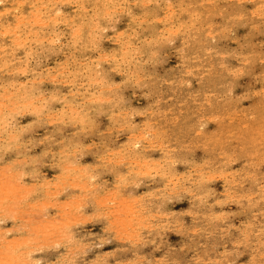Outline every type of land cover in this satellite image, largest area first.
Listing matches in <instances>:
<instances>
[{
  "label": "rangeland",
  "instance_id": "374dc122",
  "mask_svg": "<svg viewBox=\"0 0 264 264\" xmlns=\"http://www.w3.org/2000/svg\"><path fill=\"white\" fill-rule=\"evenodd\" d=\"M201 1H203V3ZM49 3L50 0H0V48L1 46L4 48L0 49V103H3V106L0 105V119L3 118L0 120V158L2 160H0V210L2 211H0V224H2L0 225V238L3 241H0V248L2 249V251L0 249V253H2L0 254L2 257H0L2 259L0 264H4V259L6 260L5 264H264V189H262L264 188V0H51V3ZM13 5L15 7H13ZM199 5L203 6L201 7ZM214 5L215 8L212 7ZM157 11L158 13H156ZM34 12H36L37 15ZM170 12L172 13L171 15ZM198 13L200 14L199 16ZM54 14L58 15L55 17ZM39 16L41 18H39ZM47 18L49 19L47 20ZM45 20L46 22L44 23ZM33 21H36L39 25ZM146 24L147 26H145ZM183 24L190 26L188 27ZM6 27L10 30H8V32H11V34L7 32ZM4 29L6 31H4ZM53 33L56 35H53ZM183 34L184 36L182 37ZM40 36L45 38L42 39ZM205 36H208L207 39ZM80 40L82 42H79ZM166 44H168V46ZM135 52L137 55H134ZM129 54L133 58L129 57ZM150 56H152V60ZM13 59L16 61L14 62ZM99 65L101 66L99 67ZM87 68H89V70ZM225 68L228 72H226ZM233 69L236 70L234 71ZM68 71H70V74ZM94 71L96 75H94ZM98 75L102 76L104 80ZM56 78L58 80H56ZM91 78L93 79L91 80ZM95 78L97 79L95 80ZM36 82L40 83L37 84ZM108 83L109 85H107ZM31 84L33 87H29ZM34 86H39V88L36 87L35 89ZM23 89H25V91ZM115 90H117V92ZM25 92H27V94ZM56 92L58 93L56 94ZM114 92L117 94L114 95ZM11 93H13L12 96ZM77 93L78 95H76ZM100 98L101 100H99ZM118 98L120 99L118 100ZM202 98L204 99L202 100ZM85 99L88 101H85ZM63 101L67 103L64 104ZM113 101L114 103H112ZM88 105L90 106L89 109ZM8 108H11V110ZM18 108L20 112H18ZM62 112L65 114H62ZM16 114H18V116ZM94 115H96V118ZM60 116H62L61 119H59ZM129 116H131V118ZM216 116L218 118H216ZM243 117L247 120L244 121L245 119H243ZM221 118H223V120ZM45 119L47 120L45 121ZM130 120L132 122H130ZM148 122L150 124H148ZM121 123L122 125H120ZM91 125L92 127H90ZM19 133H21V135H19ZM211 134L214 135L212 136ZM156 136L158 139H156ZM15 137H17V139H14ZM4 144L8 146L6 147ZM127 145L129 146L127 147ZM12 147L14 148L12 149ZM25 149L26 151H24ZM164 152L166 156H170L166 158ZM89 153L91 154L88 155ZM66 154L68 157H66ZM150 154L151 156H149ZM137 158L139 160H137ZM242 158L244 159L242 160ZM234 159L237 162H235ZM32 160L34 162H32ZM65 161L72 162L70 165L69 162H67V165ZM149 161H152V163ZM204 161L207 163H204ZM154 162L155 164H153ZM20 165L23 167H20ZM69 166H72V168ZM152 167H155L154 170ZM86 168L89 169L87 170ZM171 168L175 169L171 170ZM220 170H222V172H220ZM172 171H174V173ZM33 172L37 173L34 175ZM81 173L83 174L81 175ZM162 173L165 174L167 178ZM32 175L33 177H28ZM76 175L79 177L81 176L83 179ZM128 175L131 178H129ZM134 177L137 178L135 179ZM164 177L165 179H163ZM2 179L4 180L2 182L3 184L1 183ZM229 180L231 181L229 182ZM74 181L76 183L73 184ZM123 181L125 182L123 183ZM6 182H8V184L14 183L10 186V190L13 189L12 187L17 188L15 185L19 184L17 188L18 191L16 192L14 188V190L10 191L11 193L7 192L9 186ZM70 184H72L73 187ZM80 184L82 187H80ZM82 184L86 185V187L84 186L83 188ZM172 186L176 187L173 188ZM26 188H28V192ZM63 188L64 190H62ZM35 189H39L38 192ZM199 190L200 192H198ZM1 192L3 193L1 194ZM22 192L25 193L26 197ZM5 194L9 196L6 197ZM12 194H15L14 196H16V199ZM26 194H28V196ZM19 195L21 198L24 196V200L20 199ZM161 195H163L164 198ZM100 196H103L108 203L105 200L103 201L106 203H103L101 200L103 198ZM171 196L174 198L170 199ZM75 198H78L79 201ZM119 198L124 199L121 201ZM177 198L179 200H177ZM225 199L228 200L226 201ZM25 200L26 203L24 202ZM65 201H67L69 205H67ZM19 202L20 204H18ZM53 202L56 205L53 204ZM77 202L78 206L75 207ZM126 202L130 204L133 203V206L128 205ZM43 203H45V205ZM101 203L103 206H101ZM61 204H64V206L62 205V207H60ZM116 204L119 208L118 215L114 213V211L118 212ZM11 205L14 208L11 207ZM47 205L50 206L48 207ZM85 205L88 208L85 207ZM2 206H4V208ZM79 206H82L81 209ZM120 206H123V208ZM128 206H130V209ZM112 207L115 210L112 209ZM8 209L11 211L7 212ZM31 209L32 211L35 209L33 211L34 213ZM122 209H126L124 211L126 215L121 211ZM36 210L39 211L37 215ZM127 210H130V212L128 211V213ZM13 211L15 214H13ZM25 212L27 214H25ZM70 212L74 214V216L71 215ZM110 212L111 214H109ZM80 215H83L82 217L84 218L86 216V219L82 218ZM195 215L197 216L195 217ZM14 216L16 219H13ZM22 217L25 219L24 221ZM28 218L32 219L28 220ZM34 218L35 220L38 219V221H34ZM113 218L116 220L114 221ZM46 219L48 221H45ZM95 219L97 220L95 221ZM142 219L143 221H141ZM49 220L56 224V229H58L60 224L65 226L61 227L60 225L57 231H62H55L53 235L52 232L56 229ZM65 220L68 225L65 223ZM120 220L121 222L123 220V225L120 223ZM57 221L60 222L57 223ZM128 221H130V224H128ZM39 222L43 223L40 224ZM45 223L47 225H45ZM112 223H116L117 225ZM138 223H140V225ZM125 224L126 226L128 224V226L124 228L123 226ZM31 225H35V229L39 225L40 227H45L34 230V227ZM30 226L32 228H30ZM48 226H52L49 228V231ZM180 227L181 229H179ZM1 229L3 230L1 231ZM124 230H126L128 234H125L126 232ZM66 231H68V233ZM41 232L51 234H49L47 238L48 235L46 234L45 236V234H41ZM57 234L58 236L62 234L59 240ZM66 234H69L71 238ZM51 235L53 236L52 239L50 237ZM64 235L66 236L65 238L63 237L62 240V236ZM128 235H133L131 236L133 239ZM29 239L30 243L28 242ZM22 240L26 242H22ZM43 240H46V242H43ZM55 241L56 244L54 247L52 242ZM17 242H21L20 244L23 245ZM40 244L43 245V248L39 246ZM45 244L48 246V249L45 247ZM7 250L9 254L14 251V254L12 253L9 255L6 252ZM4 253L8 256H3L5 255ZM109 254L111 255L109 256ZM28 257L32 262L28 260ZM74 257L77 258L75 259ZM20 258L22 259L20 260ZM9 259L11 260L10 263Z\"/></svg>",
  "mask_w": 264,
  "mask_h": 264
},
{
  "label": "bare ground",
  "instance_id": "6f19581e",
  "mask_svg": "<svg viewBox=\"0 0 264 264\" xmlns=\"http://www.w3.org/2000/svg\"><path fill=\"white\" fill-rule=\"evenodd\" d=\"M48 1H49V0H48ZM110 1H111V0H110ZM124 1H125V0H124ZM164 1H165V0H164ZM168 1H169V0H168ZM187 1H188V0H187ZM189 1H190V0H189ZM206 1H208V0H206ZM210 1H211V0H210ZM248 1H250V0H248ZM46 2H47V1H46ZM121 2H122V1H121ZM135 2H136V1H135ZM155 2H156V1H155ZM201 2L203 3V1H201ZM240 2H241V1H240ZM3 3H4V2H3ZM18 3H19V2H18ZM18 3H17V4H18ZM50 3H51V0H50ZM50 3H49V4H50ZM62 3H63V2H62ZM86 3H87V2H86ZM104 3H105V2H104ZM110 3H111V2H110ZM143 3H145V2H143ZM170 3H171V2H170ZM178 3H179V2H178ZM183 3H184V2H183ZM191 3H192V2H191ZM251 3H252V2H251ZM254 3H255V2H254ZM13 4H14V3H13ZM55 4H56V3H55ZM138 4H139V3H138ZM149 4H150V3H149ZM171 4H172V3H171ZM197 4H198V3H197ZM206 4H207V3H206ZM14 5H15V4H14ZM14 5H13V7H15ZM52 5H53V4H52ZM145 5H146V4H145ZM174 5H175V4H174ZM179 5H180V4H179ZM190 5H192V4H190ZM210 5H211V4H210ZM261 5H262V4H261ZM20 6H21V4H20ZM58 6H59V5H58ZM139 6H140V5H139ZM199 6H201V5H199ZM202 6H203V5H202ZM202 6H201V7H202ZM216 6H217V5H216ZM35 7H36V6H35ZM42 7H43V6H42ZM144 7H145V6H144ZM156 7H157V4H156ZM156 7H155V8H156ZM166 7H167V6H166ZM177 7H178V6H177ZM185 7H186V6H185ZM194 7H195V6H194ZM212 7L215 8V5L212 6ZM18 8H19V7H18ZM46 8H47V7H46ZM142 8H143V7H142ZM152 8H153V7H152ZM180 8H181V7H180ZM195 8H196V7H195ZM203 8H204V7H203ZM158 9H159V8H158ZM175 9H176V8H175ZM49 10H50V9H49ZM53 10H54V9H53ZM59 10H60V9H59ZM83 10H84V8H83ZM152 10H153V9H152ZM161 10H162V9H161ZM185 10H186V8H185ZM260 10H261V9H260ZM14 11H15V9H14ZM37 11H38V10H37ZM61 11H62V10H61ZM106 11H108V10H106ZM116 11H117V10H116ZM144 11H145V10H144ZM144 11H143V12H144ZM147 11H148V10H147ZM149 11H150V10H149ZM183 11H184V10H183ZM187 11H188V10H187ZM194 11H195V10H194ZM197 11H198V10H197ZM197 11H196V13H197ZM222 11H223V10H222ZM243 11H244V10H243ZM5 12H6V11H5ZM5 12H4V13H5ZM20 12H21V11H20ZM38 12H39V11H38ZM154 12H155V10H154ZM179 12H180V11H179ZM190 12H191V11H190ZM219 12H220V11H219ZM228 12H229V11H228ZM228 12H227V13H228ZM34 13L36 14V12H34ZM47 13H48V12H47ZM58 13H59V12H58ZM61 13H62V12H61ZM123 13H124V12H123ZM144 13H145V12H144ZM156 13H158V11H157ZM156 13H155V14H156ZM192 13H193V12H192ZM200 13H201V12H200ZM220 13H221V12H220ZM22 14H23V13H22ZM35 14H34V15H35ZM62 14H63V13H62ZM142 14H143V13H142ZM148 14H149V13H148ZM171 14H172V13L170 12V15H171ZM175 14H177V13H175ZM194 14H195V13H194ZM8 15H9V14H8ZM36 15H37V14H36ZM36 15H35V17H36ZM42 15H43V14H42ZM54 15H55V14H54ZM56 15H58V14H56ZM56 15H55V17H56ZM178 15H180V14H178ZM199 15H200V14L198 13V16H199ZM205 15H206V14H205ZM220 15H221V14H220ZM5 16H6V15H5ZM20 16H21V15H20ZM20 16H19V17H20ZM47 16H48V15H47ZM107 16H108V15H107ZM129 16H130V14H129ZM174 16H175V15H174ZM190 16H191V15H190ZM238 16H239V15H238ZM21 17H22V16H21ZM42 17H43V16H42ZM69 17H70V16H69ZM69 17H68V18H69ZM108 17H109V16H108ZM134 17H135V16H134ZM175 17H176V16H175ZM187 17H188V16H187ZM192 17H193V14H192ZM205 17H206V16H205ZM39 18H41V17L39 16ZM49 18H50V17H49ZM49 18H47V20H48ZM66 18H67V17H66ZM76 18H77V17H76ZM245 18H246V16H245ZM6 19H7V18H6ZM29 19H30V18H29ZM31 19H32V18H31ZM33 19H34V17H33ZM33 19H32V20H33ZM91 19H92V18H91ZM134 19H135V18H134ZM159 19H160V18H159ZM186 19H187V18H186ZM16 20H17V19H16ZM16 20H15V21H16ZM42 20H43V19H42ZM118 20H119V19H118ZM142 20H144V19H142ZM189 20L191 21L190 18H189ZM194 20H195V19H194ZM200 20H201V19H200ZM255 20H256V18H255ZM36 21H37V20H36ZM36 21H33V22H36ZM152 21H153V20H152ZM152 21H151V22H152ZM154 21H155V20H154ZM164 21H165V20H164ZM190 21H189V23H190ZM217 21H218V20H217ZM259 21H260V20H259ZM7 22H8V21H7ZM17 22H18V21H17ZM29 22H30V21H29ZM42 22H43V21H42ZM45 22H46V20L44 21V23H45ZM57 22H58V21H57ZM98 22H99V21H98ZM116 22H117V21H116ZM165 22H166V21H165ZM167 22H168V21H167ZM193 22H194V21H193ZM193 22H192V23H193ZM232 22H233V21H232ZM240 22H241V21H240ZM245 22H246V21H245ZM30 23H31V22H30ZM58 23H59V22H58ZM179 23H180V21H179ZM196 23H198V22H196ZM7 24H8V23H7ZM36 24H38V23L36 22ZM40 24H41V23H40ZM95 24H96V22H95ZM141 24H142V23H141ZM160 24H161V23H160ZM38 25H39V24H38ZM72 25H73V24H72ZM76 25H77V24H76ZM80 25H81V24H80ZM183 25H187V24H183ZM183 25H182V26H183ZM206 25H207V24H206ZM208 25H209V24H208ZM231 25H232V24H231ZM259 25H260V23H259ZM13 26H14V25H13ZM40 26H41V25H40ZM78 26H79V25H78ZM93 26H94V25H93ZM145 26H147V24H146ZM187 26H188V25H187ZM189 26H190V25H189ZM189 26H188V27H189ZM221 26H222V25H221ZM256 26H257V25H256ZM1 27H2V26H1ZM7 27H9V26H7ZM7 27H6V30H7V32H8L9 29H8ZM73 27H74V26H73ZM96 27H97V26H96ZM153 27H154V26H153ZM216 27H217V26H216ZM226 27H227V26H226ZM2 28H3V27H2ZM4 28H5V27H4ZM24 28H25V27H24ZM67 28H68V27H67ZM101 28H102V27H101ZM165 28H166V27H165ZM176 28H177V27H176ZM186 28H187V27H186ZM217 28H218V27H217ZM254 28H255V26H254ZM13 29H14V27H13ZM15 29H16V28H15ZM27 29H28V28H27ZM29 29H30V28H29ZM37 29H38V28H37ZM86 29H87V28H86ZM105 29H106V28H105ZM111 29H113V28H111ZM140 29H141V28H140ZM150 29H151V28H150ZM210 29H211V28H210ZM6 30L4 29V31H6ZM34 30H35V29H34ZM94 30H95V29H94ZM113 30H114V29H113ZM115 30H116V29H115ZM142 30H143V28H142ZM170 30H171V29H170ZM174 30H175V29H174ZM202 30H203V29H202ZM249 30H250V28H249ZM9 31H10V30H9ZM13 31H16V30H13ZM35 31H36V30H35ZM73 31H74V30H73ZM73 31H72V32H73ZM77 31H78V30H77ZM143 31H144V30H143ZM172 31H173V30H172ZM172 31H171V32H172ZM30 32H31V31H30ZM78 32H79V31H78ZM151 32H152V31H151ZM180 32H181V31H180ZM212 32H213V31H212ZM8 33H9V32H8ZM28 33H29V32H28ZM36 33H37V32H36ZM36 33H35V34H36ZM42 33H44V32H42ZM46 33H47V32H46ZM192 33H193V32H192ZM9 34H11V32H10ZM13 34H15V33H13ZM88 34H89V33H88ZM216 34H217V33H216ZM222 34H223V33H222ZM27 35H28V34H27ZM48 35H49V34H48ZM53 35H56V34L53 33ZM99 35H100V34H99ZM171 35H172V34H171ZM195 35H196V33H195ZM220 35H221V34H220ZM3 36H4V34H3ZM18 36H19V34H18ZM24 36H25V35H24ZM38 36H39V34H38ZM89 36H90V34H89ZM113 36H114V35H113ZM183 36H184V34L182 35V37H183ZM36 37H37V35H36ZM41 37H42V36H40V38H41ZM69 37H70V36H69ZM94 37H95V36H94ZM162 37H163V36H162ZM178 37H179V36H178ZM191 37H192V36H191ZM205 37H206V36H205ZM207 37H208V36H207ZM207 37H206V39H207ZM222 37H223V36H222ZM243 37H244V36H243ZM44 38H45V37H44ZM44 38L42 37V39H44ZM54 38H55V37H54ZM56 38H57V37H56ZM74 38H75V37H74ZM74 38H73V39H74ZM134 38H135V37H134ZM170 38H172V37H170ZM185 38H186V37H185ZM203 38H204V37H203ZM1 39H2V38H1ZM32 39H33V38H32ZM32 39H31V40H32ZM90 39H91V38H90ZM179 39H180V38H179ZM2 40H3V39H2ZM8 40H9V39H8ZM19 40H21V39H19ZM22 40H23V39H22ZM25 40H26V39H25ZM33 40H34V39H33ZM58 40H59V39H58ZM96 40H97V39H96ZM10 41H11V39H10ZM14 41H15V40H14ZM16 41H17V40H16ZM56 41H57V40H56ZM75 41H76V40H75ZM98 41H99V40H98ZM128 41H129V40H128ZM157 41H158V40H157ZM164 41H166V40H164ZM169 41H171V40H169ZM20 42H21V41H20ZM20 42H19V43H20ZM23 42H24V41H23ZM37 42H38V41H37ZM53 42H54V41H53ZM57 42H58V41H57ZM79 42H82V41L80 40ZM90 42H91V41H90ZM116 42H117V41H116ZM191 42H192V40H191ZM4 43H5V42H4ZM10 43H12V42H10ZM30 43H31V42H30ZM30 43H29V44H30ZM127 43H128V42H127ZM150 43H153V42H150ZM154 43H155V42H154ZM165 43H166V42H165ZM189 43H190V42H189ZM14 44H15V43H14ZM132 44H133V43H132ZM143 44H144V43H143ZM148 44H149V43H148ZM148 44H146V45H148ZM48 45H49V44H48ZM86 45H87V44H86ZM126 45H127V44H126ZM129 45H130V44H129ZM144 45H145V44H144ZM150 45H151V44H150ZM156 45H157V44H156ZM156 45H155V46H156ZM159 45H160V44H159ZM166 45L168 46V44H166ZM166 45H165V46H166ZM198 45H199V44H198ZM5 46H6V45H5ZM14 46H15V45H14ZM19 46H23V45H19ZM27 46H28V45H27ZM90 46H91V45H90ZM130 46H131V45H130ZM171 46H172V45H171ZM183 46H184V44H183ZM183 46H182V49H183ZM2 47H3V46H1V48H2ZM9 47H10V46H9ZM17 47H18V43H17ZM31 47H32V46H31ZM134 47H135V46H134ZM141 47H142V46H141ZM151 47H152V46H151ZM158 47H159V46H158ZM186 47H187V46H186ZM1 48H0V49H1ZM29 48H30V46H29ZM44 48H45V47H44ZM44 48H43V49H44ZM75 48H76V47H75ZM197 48H198V47H197ZM216 48H217V47H216ZM2 49H4V48H2ZM9 49H10V48H9ZM9 49H8V50H9ZM15 49H16V48H15ZM31 49H32V48H31ZM47 49H48V48H47ZM133 49H134V48H133ZM152 49H153V47H152ZM156 49H157V48H156ZM185 49H186V48H185ZM185 49H184V50H185ZM161 50H162V48H161ZM187 50H188V49H187ZM221 50H222V49H221ZM0 51H1V50H0ZM14 51H15V50H14ZM31 51H32V50H31ZM41 51H42V50H41ZM74 51H75V50H74ZM212 51H213V50H212ZM6 52H7V51H6ZM15 52H16V51H15ZM24 52H25V51H24ZM39 52H40V51H39ZM124 52H125V51H124ZM137 52H138V50H137ZM150 52H151V51H150ZM153 52H154V51H153ZM157 52H158V51H157ZM157 52H156V53H157ZM179 52H180V50H179ZM181 52H182V51H181ZM185 52H186V51H185ZM215 52H216V51H215ZM219 52H220V51H219ZM43 53H44V51H43ZM160 53H161V52H160ZM183 53H184V52H183ZM194 53H195V52H194ZM216 53H217V52H216ZM231 53H232V52H231ZM6 54H7V53H6ZM73 54H74V53H73ZM73 54H71V55H73ZM126 54H128V53H126ZM130 54H131V53H130ZM130 54H129V57H131ZM133 54H134V53H133ZM150 54H151V53H150ZM153 54H155V53H153ZM214 54H215V53H214ZM124 55H125V54H124ZM134 55H137L136 52H135ZM157 55H158V53H157ZM180 55H181V54H180ZM197 55H198V54H197ZM12 56H13V55H12ZM12 56H11V57H12ZM26 56H27V55H26ZM44 56H45V55H44ZM182 56H183V55H182ZM198 56H199V55H198ZM210 56H211V55H210ZM226 56H227V55H226ZM6 57H7V56H6ZM6 57H5V58H6ZM8 57H9V56H8ZM32 57H33V56H32ZM66 57H67V56H66ZM104 57H105V56H104ZM104 57H103V58H104ZM106 57H107V56H106ZM106 57H105V58H106ZM151 57H152V56H150V58H151ZM184 57H185V55H184ZM211 57H212V56H211ZM254 57H255V56H254ZM67 58H68V57H67ZM107 58H108V57H107ZM112 58H113V57H112ZM131 58H133V57H131ZM182 58H183V57H182ZM193 58H194V57H193ZM198 58H199V57H198ZM244 58H245V57H244ZM0 59H1V58H0ZM14 59H15V58H14ZM14 59H13V60H14ZM154 59H155V58H154ZM241 59H243V58H241ZM4 60H5V59H4ZM103 60H104V59H103ZM122 60H123V59H122ZM151 60H152V58H151ZM197 60H198V59H197ZM210 60H211V59H210ZM15 61H16V60H14V62H15ZM40 61H41V60H40ZM120 61H121V60H120ZM260 61H261V60H260ZM0 62H1V61H0ZM10 62H11V61H10ZM23 62H24V61H23ZM75 62H76V61H75ZM157 62H158V61H157ZM183 62H184V61H183ZM245 62H246V61H245ZM11 63H12V62H11ZM17 63H18V62H17ZM26 63H27V61H26ZM70 63H71V61H70ZM80 63H81V62H80ZM83 63H84V62H83ZM97 63H98V62H97ZM97 63H96V64H97ZM116 63H117V62H116ZM139 63H140V62H139ZM197 63H198V62H197ZM213 63H214V62H213ZM213 63H212V64H213ZM0 64H1V63H0ZM10 65H11V64H10ZM19 65H20V64H19ZM25 65H26V64H25ZM63 65H64V64H63ZM224 65H225V64H224ZM243 65H244V64H243ZM38 66H39V65H38ZM96 66H97V65H96ZM100 66H101V65H99V67H100ZM160 66H161V65H160ZM185 66H186V65H185ZM209 66H210V65H209ZM222 66H223V65H222ZM86 67H87V66H86ZM132 67H134V66H132ZM181 67H182V66H181ZM199 67H201V66H199ZM225 67H226V66H225ZM56 68H57V67H56ZM59 68H60V67H59ZM67 68H68V67H67ZM218 68H219V67H218ZM220 68H221V67H220ZM223 68H224V67H223ZM239 68H240V67H239ZM242 68H243V67H242ZM4 69H5V68H4ZM87 69L89 70V68H87ZM123 69H124V67H123ZM126 69H127V68H126ZM153 69H154V68H153ZM171 69H172V68H171ZM225 69H226V68H225ZM13 70H14V69H13ZM62 70H63V69H62ZM98 70H99V69H98ZM118 70H119V69H118ZM185 70H186V69H185ZM185 70H184V71H185ZM233 70H234V69H233ZM235 70H236V69H235ZM235 70H234V71H235ZM243 70H244V69H243ZM5 71H6V69H5ZM9 71H11V70H9ZM76 71H78V70H76ZM86 71H87V70H86ZM139 71H140V70H139ZM188 71H189V70H188ZM238 71H239V70H238ZM13 72H14V71H13ZM20 72H22V71H20ZM57 72H58V71H57ZM68 72H69V74H70V71H68ZM74 72H75V71H74ZM88 72H89V71H88ZM91 72H92V71H91ZM107 72H108V71H107ZM130 72H131V71H130ZM132 72H133V71H132ZM134 72H135V68H134ZM134 72H133V73H134ZM226 72H228L227 69H226ZM22 73H24V72H22ZM93 73H94V75H96V72H95V71H94ZM93 73H92V74H93ZM108 73H109V72H108ZM108 73H107V74H108ZM127 73H128V72H127ZM141 73H142V71H141ZM199 73H200V72H199ZM15 74H16V73H15ZM51 74H52V73H51ZM62 74H63V73H62ZM72 74H73V73H72ZM136 74H137V72H136ZM136 74H134V75H136ZM156 74H157V73H156ZM189 74H190V73H189ZM209 74H210V73H209ZM8 75L10 76L9 73H8ZM22 75H23V74H22ZM35 75H36V74H35ZM49 75H50V74H49ZM53 75H54V74H53ZM53 75H52V76H53ZM128 75H129V74H128ZM132 75H133V74H132ZM141 75H142V74H141ZM13 76H14V75H13ZM55 76H56V75H55ZM72 76H75V75H72ZM87 76H88V75H87ZM98 76H100V75H98ZM98 76H97V77H98ZM104 76H105V75H104ZM138 76H139V75H138ZM198 76H199V75H198ZM215 76H216V75H215ZM36 77H37V76H36ZM36 77H35V81H36ZM81 77H82V76H81ZM92 77H93V76H92ZM94 77H95V76H94ZM100 77L102 78V76H100ZM182 77H183V76H182ZM189 77H190V76H189ZM39 78H40V77H39ZM61 78H62V77H61ZM85 78H86V77H85ZM101 78H100V79H101ZM53 79H54V78H53ZM64 79H65V78H64ZM92 79H93V78H91V80H92ZM96 79H97V78H95V80H96ZM102 79H103V78H102ZM107 79H108V78H107ZM107 79H106V80H107ZM142 79H144V78H142ZM42 80H43V79H42ZM51 80H52V79H51ZM51 80H50V81H51ZM56 80H58V79L56 78ZM66 80H67V79H66ZM87 80H88V79H87ZM89 80H90V79H89ZM91 80H90V81H91ZM103 80H104V79H103ZM147 80H148V79H147ZM2 81H3V80H2ZM13 81H14V80H13ZM53 81H54V80H53ZM73 81H74V80H73ZM81 81H82V80H81ZM139 81H140V80H139ZM187 81H188V80H187ZM65 82H66V81H65ZM91 82H92V81H91ZM105 82H106V81H105ZM130 82H131V81H130ZM184 82H185V81H184ZM184 82H183V83H184ZM6 83H7V82H6ZM31 83H32V82H31ZM36 83H37V82H36ZM39 83H40V82H39ZM39 83H37V84H39ZM71 83H72V82H71ZM71 83H70V84H71ZM110 83H112V82H110ZM128 83H129V82H128ZM166 83H167V82H166ZM209 83H210V82H209ZM7 84H9V83H7ZM18 84H19V83H18ZM37 84H36V85H37ZM59 84H60V83H59ZM70 84H69V85H70ZM72 84H73V83H72ZM132 84H133V83H132ZM134 84H135V83H134ZM140 84H141V82H140ZM185 84H186V83H185ZM16 85H17V84H16ZM33 85H34V84H33ZM88 85H89V84H88ZM105 85H106V84H105ZM107 85H109V83H108ZM117 85H118V84H117ZM122 85H124V84H122ZM144 85H145V84H144ZM1 86H2V85H1ZM22 86H23V85H22ZM26 86H27V85H26ZM31 86H32V84L29 85V87H31ZM60 86H61V85H60ZM72 86H73V85H72ZM100 86H101V85H100ZM124 86H125V85H124ZM126 86H127V85H126ZM32 87H33V86H32ZM36 87H37V86H36ZM36 87L34 86L35 89H36ZM104 87H105V86H104ZM109 87H111V86H109ZM112 87H113V86H112ZM117 87H118V86H117ZM117 87H116V88H117ZM139 87H141V86H139ZM176 87H177V86H176ZM181 87H182V86H181ZM188 87H189V86H188ZM207 87H208V86H207ZM10 88H11V87H10ZM22 88H23V87H22ZM37 88H39V86H38ZM40 88H41V87H40ZM99 88H100V87H99ZM107 88H108V87H107ZM107 88H106V89H107ZM142 88H143V87H142ZM13 89H14V88H13ZM71 89H72V88H71ZM101 89H102V88H101ZM108 89H109V88H108ZM5 90H6V88H5ZM21 90H22V89H21ZM23 90L25 91V89H23ZM28 90H29V89H28ZM38 90H40V89H38ZM96 90H97V89H96ZM104 90H105V89H104ZM18 91H19V90H18ZM24 91H23V93H24ZM26 91H27V90H26ZM34 91H35V90H34ZM36 91H37V90H36ZM112 91H113V90H112ZM115 91L117 92V90H115ZM161 91H162V90H161ZM187 91H188V90H187ZM209 91H210V90H209ZM31 92H32V91H31ZM31 92H30V93H31ZM39 92H40V91H39ZM44 92H45V91H44ZM58 92H59V91H58ZM58 92H56V94H57ZM75 92H76V91H75ZM93 92H94V91H93ZM101 92H103V91H101ZM110 92H111V90H110ZM168 92H169V91H168ZM261 92H262V91H261ZM25 93L27 94V92H25ZM28 93H29V92H28ZM37 93H38V92H37ZM72 93H74V92H72ZM72 93H70V94H72ZM79 93H80V92H79ZM94 93H95V92H94ZM94 93H93V94H94ZM103 93H105V92H103ZM165 93H166V92H165ZM186 93H187V92H186ZM188 93H189V92H188ZM215 93H216V92H215ZM258 93H259V92H258ZM12 94H13V93H11V96H12ZM65 94H66V93H65ZM82 94H83V93H82ZM86 94H87V92H86ZM88 94H89V93H88ZM93 94H92V95H93ZM111 94H112V93H111ZM111 94H110V96H111ZM115 94H117V93L114 92V95H115ZM21 95H22V94H21ZM76 95H78V93H77ZM98 95H99V94H98ZM100 95H101V94H100ZM104 95H105V94H104ZM106 95H107V93H106ZM106 95H105V96H106ZM120 95H121V94H120ZM175 95H176V94H175ZM178 95H179V94H178ZM203 95H204V94H203ZM1 96H3V95H1ZM7 96L9 97L8 94H7ZM29 96H31V95H29ZM69 96H71V95H69ZM72 96H73V95H72ZM96 96H97V95H96ZM101 96H102V95H101ZM118 96H119V95H118ZM121 96H122V95H121ZM147 96H148V95H147ZM55 97H57V96H55ZM80 97H81V96H80ZM103 97H104V96H103ZM189 97H191V96H189ZM203 97H204V96H203ZM205 97H206V96H205ZM215 97H216V96H215ZM4 98H5V97H4ZM10 98H11V97H10ZM38 98H39V97H38ZM58 98H59V97H58ZM65 98H66V96H65ZM89 98H90V97H89ZM89 98H88V99H89ZM97 98H98V97H97ZM105 98H106V97H105ZM115 98H116V97H115ZM121 98H122V97H121ZM15 99H16V98H15ZM50 99H51V98H50ZM94 99H95V98H94ZM107 99H108V98H107ZM119 99H120V98H118V100H119ZM188 99H190V98H188ZM192 99H193V98H192ZM203 99H204V98H202V100H203ZM216 99H217V98H216ZM2 100H3V99H2ZM2 100H1V101H2ZM7 100H8V98H7ZM7 100H6V101H7ZM11 100H12V99H11ZM11 100H9V101H11ZM37 100H38V99H37ZM43 100H44V99H43ZM59 100H60V99H59ZM59 100H58V101H59ZM64 100H66V99H64ZM86 100H87V99H85V101H86ZM97 100H98V99H97ZM99 100H101V98H100ZM157 100H158V99H157ZM159 100H160V99H159ZM166 100H167V99H166ZM14 101H17V100H14ZM20 101H21V100H20ZM23 101H24V100H23ZM23 101H22V102H23ZM44 101H45V100H44ZM60 101H61V100H60ZM66 101H67V100H66ZM87 101H88V100H87ZM90 101H91V100H90ZM93 101H94V100H93ZM105 101H107V100H105ZM121 101H122V100H121ZM124 101H125V100H124ZM127 101H128V100H127ZM182 101H183V100H182ZM209 101H210V100H209ZM217 101H219V100H217ZM30 102H31V101H30ZM37 102H38V101H37ZM64 102H65V101H63V103H64ZM67 102H70V101L68 100ZM67 102H66V103H67ZM116 102H117V101H116ZM207 102H208V101H207ZM213 102H214V101H213ZM1 103H2V102H1ZM1 103H0V105L3 106V103H2V104H1ZM9 103H10V102H9ZM66 103H64V104H66ZM92 103H93V102H92ZM99 103H100V102H99ZM103 103H105V102H103ZM103 103H102V104H103ZM112 103H114V101H113ZM119 103H120V102H119ZM215 103H216V102H215ZM219 103H220V102H219ZM229 103H230V102H229ZM17 104H18V103H17ZM22 104H23V103H22ZM40 104H41V102H40ZM48 104L50 105L49 101H48ZM87 104H88V103H87ZM94 104H95V103H94ZM116 104H118V103H116ZM151 104H152V103H151ZM169 104H170V103H169ZM209 104H210V103H209ZM227 104H228V103H227ZM4 105H5V104H4ZM6 105H7V104H6ZM9 105H10V104H9ZM19 105H20V104H19ZM73 105H75V104H73ZM77 105H78V104H77ZM100 105H101V104H100ZM111 105H112V104H111ZM122 105H123V104H122ZM125 105H126V104H125ZM152 105H153V104H152ZM184 105H185V104H184ZM202 105H203V104H202ZM211 105H212V104H211ZM13 106H14V105H13ZM36 106H37V105H36ZM42 106H43V105H42ZM88 106H89V105H88ZM95 106H96V104H95ZM174 106H175V104H174ZM16 107H17V106H16ZM30 107H31V106H30ZM43 107H44V106H43ZM115 107H116V106H115ZM115 107H112V108H115ZM150 107H151V106H150ZM150 107H149V108H150ZM228 107H229V106H228ZM228 107H227V108H228ZM4 108H5V106H4ZM34 108H35V107H34ZM67 108H68V107H67ZM89 108H90V106L88 107V109H89ZM119 108H120V107H119ZM135 108H136V107H135ZM196 108H197V107H196ZM209 108H210V107H209ZM242 108H243V107H242ZM5 109H6V108H5ZM8 109L11 110V108H8ZM18 109H19V108H18ZM44 109H45V107H44ZM76 109H77V108H76ZM136 109H137V108H136ZM147 109H148V108H147ZM225 109H226V108H225ZM21 110H22V109H21ZM31 110H32V109H31ZM33 110H34V109H33ZM80 110H81V109H80ZM137 110H138V109H137ZM244 110H245V109H244ZM0 111H1V110H0ZM6 111H7V110H6ZM13 111H14V109H13ZM16 111H17V110H16ZM23 111H24V110H23ZM86 111H88V110H86ZM140 111H141V110H140ZM145 111H146V110H145ZM157 111H158V110H157ZM200 111H201V110H200ZM224 111H225V110H224ZM234 111H235V110H234ZM18 112H20V109H19ZM18 112H16V113H18ZM49 112H51V111H49ZM97 112H98V109H97ZM105 112H106V111H105ZM174 112H175V111H174ZM194 112H195V111H194ZM201 112H202V111H201ZM201 112H200V113H201ZM3 113H4V112H3ZM5 113H6V112H5ZM12 113H13V112H12ZM22 113H23V112H22ZM22 113H21V114H22ZM66 113H67V111H66ZM71 113H72V111H71ZM80 113H81V112H80ZM99 113H100V112H99ZM112 113H113V112H112ZM130 113H131V112H130ZM135 113H137V112H135ZM145 113H146V112H145ZM149 113H150V112H149ZM151 113H152V112H151ZM156 113H157V112H156ZM181 113H182V112H181ZM204 113H205V112H204ZM249 113H250V112H249ZM249 113H248V114H249ZM35 114H36V113H35ZM43 114H44V113H43ZM62 114H65V113L62 112ZM82 114H83V113H82ZM127 114H128V113H127ZM127 114H126V115H127ZM138 114H139V113H138ZM166 114H167V113H166ZM5 115H6V114H5ZM9 115H10V114H9ZM9 115H8V116H9ZM16 115L18 116V114H16ZM27 115H28V114H27ZM38 115H39V114H38ZM44 115H45V114H44ZM55 115H56V114H55ZM70 115H71V114H70ZM70 115H69V116H70ZM76 115H77V114H76ZM116 115H117V114H116ZM218 115H219V114H218ZM222 115H223V114H222ZM231 115H232V114H231ZM8 116H7V118H8ZM17 116H16V117H17ZM28 116H29V115H28ZM39 116H40V115H39ZM66 116H67V115H66ZM88 116H89V115H88ZM88 116H87V117H88ZM95 116H96V115H94V117H95ZM136 116H137V115H136ZM154 116H155V115H154ZM154 116H153V117H154ZM242 116H244V115H242ZM37 117H38V116H37ZM58 117H59V116H58ZM61 117H62V116H60L59 119H61ZM76 117H77V116H76ZM81 117H82V116H81ZM127 117H128V116H127ZM129 117L131 118V116H129ZM165 117H166V116H165ZM190 117H191V116H190ZM203 117H204V116H203ZM261 117H262V116H261ZM49 118H50V117H49ZM49 118H48V119H49ZM70 118H71V117H70ZM90 118H91V117H90ZM95 118H96V117H95ZM180 118H181V117H180ZM187 118H188V117H187ZM208 118H209V117H208ZM216 118H218V117L216 116ZM216 118H215V120H216ZM223 118H224V116H223ZM223 118H221V119L223 120ZM1 119H3V118H1ZM1 119H0V120H1ZM52 119H53V118H52ZM63 119H64V118H63ZM162 119H163V118H162ZM162 119H161V120H162ZM243 119H245V118L243 117ZM11 120H12V119H11ZM13 120H14V117H13ZM46 120H47V119H45V121H46ZM68 120H69V119H68ZM70 120H71V119H70ZM82 120H83V119H82ZM88 120H89V119H88ZM111 120H112V119H111ZM159 120H160V119H159ZM177 120H178V119H177ZM246 120H247V119H245L244 121H246ZM92 121H93V120H92ZM112 121H113V120H112ZM115 121H116V120H115ZM210 121H211V119H210ZM217 121H218V120H217ZM219 121H220V120H219ZM252 121H253V120H252ZM256 121H257V120H256ZM256 121H255V122H256ZM4 122H5V121H4ZM6 122H7V121H6ZM41 122H43V121H41ZM59 122H60V121H59ZM67 122H68V121H67ZM71 122H74V121H71ZM82 122H83V121H82ZM120 122H121V121H120ZM130 122H132V121L130 120ZM176 122H177V121H176ZM214 122H215V121H214ZM228 122H229V121H228ZM238 122H239V121H238ZM54 123H55V122H54ZM60 123H61V122H60ZM79 123H80V122H79ZM87 123H88V122H87ZM89 123H90V122H89ZM122 123H123V122H122ZM122 123H121L120 125H122ZM142 123H143V122H142ZM164 123H165V122H164ZM177 123H178V122H177ZM6 124H7V123H6ZM29 124H32V123H29ZM39 124H40V123H39ZM51 124H52V123H51ZM69 124H70V123H69ZM90 124H91V123H90ZM125 124H126V123H125ZM148 124H150V123L148 122ZM167 124H168V123H167ZM181 124H182V123H181ZM186 124H187V122H186ZM248 124H249V123H248ZM248 124H247V125H248ZM33 125H34V124H33ZM44 125H45V124H44ZM47 125H49V124H47ZM94 125H95V124H94ZM116 125H117V124H116ZM128 125H129V124H128ZM146 125H147V124H146ZM158 125H159V124H158ZM203 125H204V124H203ZM241 125H242V124H241ZM10 126H11V125H10ZM29 126H30V125H29ZM37 126H38V125H37ZM50 126H51V125H50ZM85 126H87V125H85ZM118 126H119V125H118ZM148 126H149V125H148ZM148 126H147V127H148ZM242 126H243V125H242ZM250 126H252V125H250ZM1 127H2V126H1ZM13 127H14V126H13ZM39 127H40V126H39ZM39 127H38V128H39ZM73 127H74V126H73ZM90 127H92V125H91ZM120 127H121V126H120ZM129 127H130V126H129ZM149 127H150V126H149ZM195 127H196V126H195ZM222 127H223V126H222ZM31 128H33V127H31ZM76 128H77V127H76ZM86 128H87V127H86ZM88 128H89V127H88ZM96 128H97V127H96ZM113 128H114V127H113ZM123 128H124V127H123ZM169 128H170V127H169ZM1 129H2V128H1ZM25 129H26V128H25ZM80 129H81V128H80ZM110 129H111V128H110ZM145 129H146V128H145ZM145 129H144V130H145ZM180 129H181V128H180ZM197 129H198V128H197ZM244 129H245V128H244ZM3 130H5V129H3ZM35 130H36V129H35ZM82 130H83V129H82ZM88 130H89V129H88ZM33 131H34V130H33ZM118 131H119V130H118ZM157 131H158V130H157ZM202 131H203V130H202ZM202 131H201V132H202ZM234 131H235V130H234ZM2 132H3V131H2ZM25 132H26V131H25ZM57 132H58V131H57ZM92 132H93V131H92ZM198 132H199V131H198ZM223 132H224V131H223ZM231 132H232V131H231ZM31 133H32V132H31ZM87 133H88V132H87ZM151 133H152V131H151ZM157 133H158V132H157ZM0 134H1V132H0ZM9 134H10V133H9ZM23 134H25V133H23ZM72 134H73V133H72ZM85 134H86V133H85ZM102 134H103V133H102ZM129 134H130V133H129ZM140 134H141V133H140ZM158 134H159V133H158ZM179 134H180V133H179ZM201 134H202V133H201ZM204 134H205V133H204ZM209 134H210V133H209ZM214 134H215V133H214ZM214 134H213V135H214ZM4 135H5V134H4ZM19 135H21V133H19ZM81 135H82V134H81ZM91 135H92V134H91ZM130 135H131V134H130ZM136 135H137V134H136ZM196 135H197V134H196ZM196 135H195V136H196ZM211 135H212V134H211ZM213 135H212V136H213ZM143 136H144V135H143ZM159 136H160V134H159ZM231 136H232V135H231ZM18 137H19V136H18ZM86 137H87V136H86ZM144 137H145V136H144ZM156 137H157V136H156ZM161 137H162V136H161ZM139 138H140V137H139ZM201 138H202V137H201ZM201 138H199V139H201ZM14 139H17V137H15ZM156 139H158V137H157ZM174 139H175V138H174ZM205 139H206V138H205ZM238 139H239V138H238ZM0 140H1V139H0ZM70 140H72V139H70ZM75 140H76V139H75ZM77 140H78V139H77ZM80 140H81V139H80ZM131 140H132V139H131ZM133 140H134V139H133ZM240 140H241V138H240ZM205 141H206V140H205ZM7 142H8V141H7ZM73 142H74V141H73ZM76 142H78V141H76ZM134 142H135V141H134ZM140 142H141V141H140ZM151 142H152V140H151ZM201 142H202V141H201ZM21 143H22V142H21ZM41 143H42V142H41ZM51 143H52V142H51ZM129 143H130V142H129ZM132 143H133V141H132ZM147 143H148V142H147ZM192 143H193V142H192ZM192 143H191V144H192ZM63 144H64V143H63ZM69 144H70V143H69ZM112 144H113V143H112ZM130 144H131V143H130ZM157 144H158V142H157ZM161 144H162V143H161ZM167 144H168V143H167ZM240 144H241V143H240ZM4 145L6 146V144H4ZM9 145H10V144H9ZM12 145H13V144H12ZM65 145H66V144H65ZM75 145H76V144H75ZM78 145H79V144H78ZM164 145H165V144H164ZM200 145H201V144H200ZM7 146H8V145H7ZM7 146H6V147H7ZM29 146H30V145H29ZM63 146H64V145H63ZM72 146H73V144H72ZM103 146H104V145H103ZM107 146H109V145H107ZM128 146H129V145H127V147H128ZM154 146H155V145H154ZM159 146H160V145H159ZM194 146H195V145H194ZM197 146H198V145H197ZM204 146H205V145H204ZM241 146H242V145H241ZM243 146H244V145H243ZM23 147H26V146H23ZM33 147H34V146H33ZM60 147H62V146H60ZM65 147H66V146H65ZM75 147H77V146H75ZM105 147H106V145H105ZM176 147H177V146H176ZM1 148H3V147H1ZM8 148H9V147H8ZM13 148H14V147H12V149H13ZM18 148H19V147H18ZM67 148H68V147H67ZM86 148H87V147H86ZM90 148H91V147H90ZM96 148H97V147H96ZM140 148H141V147H140ZM173 148H174V147H173ZM184 148H185V147H184ZM208 148H209V147H208ZM214 148H215V147H214ZM20 149H21V148H20ZM20 149H19V151H20ZM29 149H30V148H29ZM64 149H65V148H64ZM64 149H62V150H64ZM81 149L83 150L82 146H81ZM107 149H108V148H107ZM134 149H135V148H134ZM215 149H216V148H215ZM5 150H6V149H5ZM5 150H3V151H5ZM101 150H102V149H101ZM128 150H129V149H128ZM128 150H127V151H128ZM143 150H144V149H143ZM149 150H150V149H149ZM149 150H148V151H149ZM173 150H174V149H173ZM16 151H17V150H16ZM24 151H26V149H25ZM64 151H65V150H64ZM90 151H91V150H90ZM103 151H104V150H103ZM132 151H133V149H132ZM134 151H136V150H134ZM150 151H151V150H150ZM153 151H154V150H153ZM158 151H159V150H158ZM174 151H175V150H174ZM188 151H189V150H188ZM233 151H234V150H233ZM240 151H241V150H240ZM242 151H243V150H242ZM247 151H248V150H247ZM65 152H66V151H65ZM82 152L85 153L84 151H82ZM88 152H89V150H88ZM88 152H87V153H88ZM97 152H99V151H97ZM111 152H112V151H111ZM115 152H116V151H115ZM124 152H125V151H124ZM169 152H170V151H169ZM179 152H180V151H179ZM182 152H183V151H182ZM190 152H191V151H190ZM3 153H4V152H3ZM59 153H60V152H59ZM107 153H108V152H107ZM125 153H126V152H125ZM131 153H132V152H131ZM151 153H152V152H151ZM161 153H162V152H161ZM191 153H193V152H191ZM25 154H26V153H25ZM61 154H62V153H61ZM64 154H65V153H64ZM69 154H70V153H69ZM78 154H79V153H78ZM81 154H82V153H81ZM90 154H91V153H89L88 155H90ZM96 154H97V153H96ZM103 154H104V153H103ZM116 154H117V153H116ZM132 154H133V153H132ZM134 154H135V153H134ZM152 154H153V153H152ZM164 154H165V152H164ZM220 154H221V153H220ZM236 154H237V153H236ZM246 154H247V153H246ZM19 155H20V154H19ZM21 155H22V154H21ZM59 155H60V154H59ZM101 155H102V154H101ZM121 155H122V154H121ZM171 155H173V154H171ZM178 155H179V154H178ZM223 155H224V154H223ZM232 155H233V154H232ZM244 155H245V154H244ZM17 156H18V155H17ZM118 156H119V155H118ZM127 156H129V155H127ZM139 156H140V155H139ZM147 156H148V155H147ZM149 156H151V154H150ZM165 156H166V154H165ZM167 156H170V155H167ZM167 156H166V158H167ZM187 156H188V155H187ZM39 157H40V156H39ZM45 157H46V156H45ZM66 157H68L67 154H66ZM131 157H132V156H131ZM134 157H135V155H134ZM174 157H175V156H174ZM241 157H243V156H241ZM261 157H262V156H261ZM42 158H43V157H42ZM62 158H63V157H62ZM75 158H76V157H75ZM82 158H84V157H82ZM144 158H145V157H144ZM171 158H172V157H171ZM226 158H227V157H226ZM228 158H229V157H228ZM234 158H235V157H234ZM2 159H3V158H2ZM32 159H33V158H32ZM36 159H37V158H36ZM79 159H80V158H79ZM120 159H121V158H120ZM125 159H126V158H125ZM128 159H129V158H128ZM164 159H165V157H164ZM243 159H244V158H242V160H243ZM0 160H1V158H0ZM74 160H75V159H74ZM82 160H83V159H82ZM97 160H99V159H97ZM137 160H139V159L137 158ZM137 160H136V161H137ZM166 160H167V159H166ZM169 160H170V159H169ZM174 160H175V158H174ZM228 160H229V159H228ZM234 160H235V159H234ZM262 160H263V159H262ZM1 161H2V160H1ZM40 161H41V159H40ZM59 161H60V160H59ZM118 161H119V160H118ZM142 161H143V160H142ZM145 161H146V160H145ZM147 161H148V160H147ZM178 161H179V160H178ZM180 161H181V159H180ZM229 161H230V160H229ZM231 161H232V160H231ZM32 162H34V161L32 160ZM37 162H38V161H37ZM37 162H35V163H37ZM67 162H69V161H65L66 164H67ZM71 162H72V161H71ZM71 162H69V165H70ZM99 162H100V161H99ZM109 162H110V161H109ZM111 162H112V160H111ZM126 162H127V161H126ZM129 162H130V161H129ZM140 162H141V161H140ZM149 162H150V161H149ZM157 162H158V161H157ZM159 162H160V160H159ZM176 162H177V161H176ZM182 162H183V161H182ZM215 162H216V161H215ZM221 162H222V161H221ZM225 162H226V161H225ZM235 162H237V161L235 160ZM260 162H261V161H260ZM14 163H15V162H14ZM114 163H116V162H114ZM114 163H113V164H114ZM137 163H138V162H137ZM143 163H144V161H143ZM143 163H142V164H143ZM146 163H147V162H146ZM150 163H152V161H151ZM162 163H163V162H162ZM185 163H186V162H185ZM187 163H188V162H187ZM204 163H207V162L204 161ZM62 164H63V163H62ZM66 164H65V165H66ZM116 164H117V163H116ZM128 164H129V163H128ZM138 164H139V163H138ZM153 164H155V162H154ZM182 164H183V163H182ZM192 164H193V163H192ZM192 164H191V165H192ZM197 164H200V163H197ZM213 164H214V163H213ZM213 164H211V165H213ZM250 164H251V163H250ZM8 165H9V164H8ZM11 165H12V164H11ZM28 165H29V164H28ZM28 165H27V166H28ZM67 165H68V164H67ZM67 165H66V166H67ZM73 165H74V164H73ZM104 165H105V164H104ZM156 165H157V164H156ZM156 165H155V166H156ZM168 165H170V164H168ZM179 165H180V164H179ZM191 165H190V166H191ZM195 165H196V164H195ZM195 165H193V166H195ZM209 165H210V164H209ZM219 165H220V163H219ZM223 165L225 166L224 163H223ZM230 165H231V164H230ZM6 166H7V165H6ZM9 166H10V165H9ZM25 166H26V165H25ZM59 166H60V165H59ZM63 166H64V165H63ZM96 166H97V165H96ZM96 166H95V167H96ZM100 166H101V165H100ZM114 166H115V164H114ZM144 166H145V165H144ZM147 166H148V165H147ZM151 166H152V165H151ZM185 166H186V165H185ZM198 166H199V165H198ZM226 166H227V165H226ZM14 167H15V166H14ZM18 167H19V166H18ZM20 167H23V166L20 165ZM64 167H65V166H64ZM69 167L72 168V166H69ZM80 167H81V166H80ZM97 167H98V166H97ZM134 167H135V166H134ZM139 167H140V166H139ZM149 167H150V166H149ZM156 167H157V166H156ZM162 167H163V166H162ZM165 167H166V165H165ZM175 167H176V166H175ZM211 167H212V166H211ZM217 167H218V165H217ZM242 167H243V166H242ZM65 168H66V167H65ZM73 168H74V167H73ZM103 168H104V167H103ZM120 168H122V167H120ZM152 168H153V170H154L155 167H152ZM152 168H151V169H152ZM157 168H159V167H157ZM157 168H156V169H157ZM6 169H7V168H6ZM6 169H5V170H6ZM9 169H10V168H9ZM12 169H14V168H12ZM33 169H34V168H33ZM61 169H62V168H61ZM63 169H64V168H63ZM69 169H70V168H69ZM69 169H68V170H69ZM86 169H87V168H86ZM88 169H89V168H88ZM88 169H87V170H88ZM96 169H97V168H96ZM115 169H116V168H115ZM122 169H123V168H122ZM128 169H129V168H128ZM136 169H137V168H136ZM151 169H148V170L152 171ZM163 169H164V168H163ZM172 169L174 170L175 168H171V170H172ZM202 169H204V168H202ZM202 169H201V170H202ZM205 169H206V168H205ZM215 169H216V168H215ZM53 170H54V169H53ZM64 170H65V169H64ZM64 170H63V171H64ZM75 170H76V169H75ZM111 170H112V169H111ZM146 170H147V169H146ZM201 170H199V171H201ZM0 171H1V170H0ZM3 171H4V170H3ZM10 171H11V170H10ZM65 171H66V170H65ZM129 171H130V170H129ZM137 171H138V170H137ZM163 171H164V170H163ZM175 171H176V170H175ZM196 171H197V170H196ZM4 172H5V171H4ZM4 172H3V173H4ZM11 172H12V171H11ZM11 172H10V173H11ZM18 172H19V171H18ZM23 172H24V171H23ZM70 172H71V171H70ZM82 172H83V171H82ZM84 172H85V171H84ZM102 172H103V171H102ZM172 172L174 173V171H172ZM205 172H207V171H205ZM220 172H222V170H220ZM230 172H231V171H230ZM31 173H32V172H31ZM33 173H34V172H33ZM35 173H37V172H35ZM35 173H34V175H35ZM65 173H66V172H65ZM68 173H69V172H68ZM107 173H108V172H107ZM109 173H111V172H109ZM129 173H130V172H129ZM164 173H165V172H164ZM188 173H189V172H188ZM201 173H202V172H201ZM231 173H232V172H231ZM234 173H235V172H234ZM253 173H254V172H253ZM1 174H2V173H1ZM4 174H5V173H4ZM6 174H7V172H6ZM22 174H23V173H22ZM22 174H21V175H22ZM76 174H77V173H76ZM82 174H83V173H81V175H82ZM115 174H116V173H115ZM115 174H114V175H115ZM147 174H148V173H147ZM147 174H146V175H147ZM162 174H163V173H162ZM162 174H161V175H162ZM182 174H183V173H182ZM219 174H220V173H219ZM221 174H222V173H221ZM240 174H241V173H240ZM254 174H255V173H254ZM7 175H8V174H7ZM9 175H10V174H9ZM11 175H12V174H11ZM29 175H30V174H29ZM37 175H38V174H37ZM41 175H42V174H41ZM87 175H88V174H87ZM163 175H165V174H163ZM167 175H170V174H167ZM172 175H174V174H172ZM172 175H171V176H172ZM201 175H202V174H201ZM208 175H209V174H208ZM213 175H214V174H213ZM229 175H230V174H229ZM233 175H234V174H233ZM247 175H248V174H247ZM5 176H6V175H5ZM14 176H15V175H14ZM38 176H39V175H38ZM76 176H78V175H76ZM94 176H95V175H94ZM117 176H119V175H117ZM128 176H129V175H128ZM165 176H166V175H165ZM174 176H175V175H174ZM174 176H173V177H174ZM202 176H203V175H202ZM202 176H201V177H202ZM204 176H205V175H204ZM209 176H211V175H209ZM245 176H246V175H245ZM3 177H4V176H3ZM25 177H26V175H25ZM28 177H33V175H32V176H28ZM34 177H35V176H34ZM78 177H79V176H78ZM80 177H81V176H80ZM80 177H79V178H80ZM92 177H93V176H92ZM95 177H96V176H95ZM120 177H121V175H120ZM120 177H118V178H120ZM125 177H126V176H125ZM187 177H188V176H187ZM191 177H192V176H191ZM191 177H190V178H191ZM214 177H215V176H214ZM228 177H229V176H228ZM231 177H232V176H231ZM238 177H239V176H238ZM246 177H247V176H246ZM262 177H263V176H262ZM10 178H11V177H10ZM23 178H24V177H23ZM79 178H78V179H79ZM81 178H82V177H81ZM86 178H87V177H86ZM86 178H84V179H86ZM122 178H123V177H122ZM129 178H131V177L129 176ZM134 178L136 179L137 177H134ZM141 178H142V177H141ZM166 178H167V176H166ZM170 178H171V177H170ZM202 178H203V177H202ZM210 178H211V177H210ZM215 178H216V177H215ZM220 178H221V177H220ZM253 178H254V177H253ZM24 179H25V178H24ZM30 179H31V178H30ZM82 179H83V178H82ZM82 179H81V180H82ZM94 179H95V178H94ZM123 179H124V178H123ZM163 179H165V177H164ZM171 179H172V178H171ZM207 179H208V178H207ZM213 179H214V178H213ZM257 179H258V178H257ZM261 179H262V178H261ZM0 180H1V179H0ZM10 180H11V179H10ZM15 180H16V179H15ZM35 180H36V179H35ZM38 180H39V179H38ZM79 180H80V179H79ZM97 180H98V179H97ZM126 180H127V179H126ZM126 180H125V181H126ZM132 180H133V179H132ZM138 180H139V179H138ZM188 180H189V178H188ZM201 180H202V179H201ZM203 180H204V179H203ZM238 180H239V179H238ZM3 181H4V180L2 179L1 183H2ZM7 181H8V180H7ZM16 181H17V180H16ZM16 181H14V182H16ZM20 181H21V179H20ZM20 181H19V182H20ZM57 181H58V180H57ZM86 181H87V180H86ZM125 181H123V183H124ZM130 181H131V180H130ZM163 181H164V180H163ZM183 181H184V180H183ZM230 181H231V180H229V182H230ZM243 181H244V180H243ZM250 181H251V180H250ZM10 182H11V181H10ZM22 182H23V181H22ZM77 182H78V180H77ZM133 182H134V180H133ZM175 182H176V181H175ZM177 182H178V181H177ZM204 182H205V181H204ZM204 182H203V183H204ZM207 182H208V181H207ZM222 182H223V181H222ZM227 182H228V181H227ZM241 182H242V181H241ZM258 182H259V179H258ZM6 183L8 184V182H6ZM17 183H18V182H17ZM68 183H70V182H68ZM74 183H76V182L74 181L73 184H74ZM79 183H80V182H79ZM85 183H86V182H85ZM90 183H91V182H90ZM101 183H102V182H101ZM121 183H122V182H121ZM159 183H160V182H159ZM243 183H244V182H243ZM245 183H246V182H245ZM2 184H3V183H2ZM13 184H14V183H12V184H8L9 188L6 186V187L8 188V191H7V192H10V191L14 190L15 187H12L13 189L10 190V189H11L10 186L13 185ZM86 184H87V183H86ZM206 184H207V183H206ZM214 184H215V183H214ZM238 184H239V183H238ZM254 184H255V183H254ZM254 184H253V185H254ZM258 184H259V183H258ZM4 185H5V183H4ZM70 185L72 186V184H70ZM76 185H78V184H76ZM82 185H83V188H84V186L86 187V185H84V184H82ZM89 185H90V184H89ZM118 185H119V184H118ZM140 185H141V183H140ZM191 185H192V184H191ZM193 185H194V183H193ZM231 185H232V184H231ZM251 185H252V184H251ZM2 186H3V185H2ZM2 186H1V187H2ZM15 186L18 188V187H19V184H18V185H15ZM23 186H24V185H23ZM71 186H70V188H71ZM90 186H91V185H90ZM90 186H89V187H90ZM93 186H94V185H93ZM100 186H101V185H100ZM129 186H130V184H129ZM133 186H134V185H133ZM169 186H170V185H169ZM184 186H185V185H184ZM199 186H201V185H199ZM207 186H208V185H207ZM237 186H238V185H237ZM242 186H243V185H242ZM20 187H21V186H20ZM26 187H27V186H26ZM31 187H32V186H31ZM48 187H49V186H48ZM67 187H68V185H67ZM67 187H66V188H67ZM72 187H73V186H72ZM74 187H75V186H74ZM80 187H82L81 184H80ZM105 187H106V186H105ZM172 187H173V186H172ZM175 187H176V186H175ZM175 187H173V188H175ZM197 187H198V186H197ZM202 187H203V186H202ZM4 188H5V186H4ZM7 188H6V189H7ZM17 188H15V189H16V192L18 191ZM22 188H23V187H22ZM54 188H55V187H54ZM76 188H77V187H76ZM93 188H95V187H93ZM118 188H119V187H118ZM166 188H167V187H166ZM168 188H169V187H168ZM173 188H172V189H173ZM177 188H178V187H177ZM185 188H186V187H185ZM195 188H196V187H195ZM227 188H228V187H227ZM249 188H250V187H249ZM249 188H248V189H249ZM27 189H28V188H26V190H27ZM48 189H49V188H48ZM55 189H56V188H55ZM67 189H68V188H67ZM96 189H97V187H96ZM122 189H123V188H122ZM161 189H162V188H161ZM172 189H171V190H172ZM188 189H189V188H188ZM196 189H197V188H196ZM232 189H233V188H232ZM262 189H264V188H262ZM2 190H3V188H2ZM20 190H21V189H20ZM23 190H24V189H23ZM29 190H30V187H29ZM31 190H32V189H31ZM33 190H34V189H33ZM35 190H36V189H35ZM38 190H39V189H38ZM38 190H36V191L38 192ZM62 190H64V188H63ZM68 190H69V189H68ZM89 190H90V189H89ZM99 190H100V189H99ZM165 190H166V189H165ZM184 190H185V189H184ZM203 190H204V189H203ZM205 190H206V189H205ZM227 190H228V189H227ZM242 190H243V189H242ZM4 191H5V190H4ZM47 191H48V190H47ZM58 191H59V190H58ZM65 191H66V190H65ZM84 191H85V190H84ZM127 191H128V190H127ZM131 191H132V189H131ZM131 191H130V193L132 194L133 191H132V192H131ZM157 191H158V190H157ZM172 191H173V190H172ZM201 191H202V190H201ZM209 191H211V190H209ZM232 191H233V190H232ZM232 191H231V192H232ZM250 191H251V190H250ZM27 192H28V190H27ZM27 192H26V193H27ZM32 192H35V191H32ZM73 192H74V191H73ZM116 192H117V190H116ZM120 192H121V191H120ZM120 192H119V193H120ZM154 192H155V191H154ZM177 192H178V191H177ZM186 192H187V191H186ZM198 192H200V190H199ZM203 192H204V191H203ZM237 192H238V191H237ZM245 192H246V191H245ZM2 193H3V192H1V194H2ZM5 193H6V192H5ZM10 193H11V192H10ZM22 193H23V192H22ZM30 193H31V192H30ZM30 193H29V195H30ZM35 193H36V192H35ZM57 193H59V192H57ZM62 193H63V192H62ZM62 193H61V194H62ZM87 193H88V192H87ZM155 193H158V192H155ZM168 193H169V192H168ZM189 193H190V192H189ZM192 193H193V192H192ZM235 193H236V192H235ZM257 193H258V192H257ZM259 193H260V192H259ZM19 194H20V193H19ZM64 194H65V193H64ZM116 194H117V193H116ZM151 194H152V192H151ZM190 194H191V193H190ZM214 194H215V193H214ZM5 195H6V194H5ZM12 195H13V194H12ZM14 195H15V194H14ZM14 195H13V196H14ZM23 195L25 196V193H23ZM26 195L28 196V194H26ZM47 195H48V194H47ZM55 195H56V194H55ZM84 195H85V194H84ZM114 195H115V194H114ZM121 195H122V194H121ZM132 195H133V194H132ZM158 195H159V194H158ZM158 195H157V196H158ZM173 195H175V194H173ZM194 195H195V194H194ZM203 195H204V194H203ZM215 195H217V194H215ZM215 195H214V196H215ZM7 196H9V195L7 194L6 197H7ZM24 196L21 198L20 195H19L20 199H22V200H24L23 198L26 197V196H25V197H24ZM87 196H88V195H87ZM91 196H92V195H91ZM96 196H97V195H96ZM106 196H108V195H106ZM161 196H163V195H161ZM180 196H181V195H180ZM190 196H192V195H190ZM207 196H209V195H207ZM244 196H245V195H244ZM14 197H15V199H16V196H14ZM19 197H18V199H19ZM45 197H46V196H45ZM60 197H61V196H60ZM83 197H84V196H83ZM89 197H90V196H89ZM100 197H101V196H100ZM110 197H111V196H110ZM120 197H123V196H120ZM128 197H129V195H128ZM153 197H154V196H153ZM202 197H203V196H202ZM227 197H228V196H227ZM245 197H246V196H245ZM251 197H252V196H251ZM52 198H53V196H52ZM52 198H51V199H52ZM101 198H103V199H101L102 201L105 200L103 196H102ZM161 198H162V197H161ZM161 198H160V199H161ZM163 198H164V196H163ZM166 198H167V197H166ZM171 198H174V197L171 196L170 199H171ZM228 198H229V197H228ZM230 198H231V197H230ZM239 198H240V197H239ZM241 198H242V197H241ZM247 198H248V197H247ZM18 199H17V200H18ZM75 199H76V198H75ZM95 199H96V198H95ZM95 199H94V200H95ZM108 199H109V198H108ZM119 199H121V198H119ZM122 199H124V198H122ZM122 199H121V201H122ZM170 199H169V200H170ZM198 199H200V198H198ZM204 199H205V197H204ZM260 199H261V198H260ZM5 200H6V199H5ZM10 200H11V199H10ZM12 200H13V199H12ZM71 200H72V198H71ZM76 200L79 201L78 198H77ZM115 200H116V198H115ZM140 200H141V199H140ZM153 200H154V199H153ZM162 200H163V199H162ZM177 200H179V199L177 198ZM194 200H195V199H194ZM194 200H193V201H194ZM209 200H210V199H209ZM215 200H216V199H215ZM225 200L227 201L228 199H225ZM229 200H230V199H229ZM232 200H233V199H232ZM240 200H241V199H240ZM244 200H245V199H244ZM20 201H21V200H20ZM28 201H29V200H28ZM49 201H50V199H49ZM57 201H58V200H57ZM68 201H69V200H68ZM72 201H73V200H72ZM90 201H91V199H90ZM95 201H96V200H95ZM98 201H99V200H98ZM105 201L107 202V200H105ZM105 201H103V203H106ZM109 201H110V199H109ZM125 201H127V200H125ZM138 201H139V200H138ZM138 201H137V202H138ZM147 201H148V200H147ZM154 201H155V200H154ZM203 201H204V200H203ZM4 202H5V201H4ZM8 202H9V201H8ZM13 202H14V201H13ZM21 202H23V201H21ZM24 202L26 203V200H25ZM65 202H66V204H67V201H65ZM92 202H93V201H92ZM113 202H114V201H113ZM130 202H131V201H130ZM163 202H164V201H163ZM171 202H172V201H171ZM200 202H201V201H200ZM218 202H219V201H218ZM246 202H247V201H246ZM0 203H1V202H0ZM82 203H83V201H82ZM99 203H100V202H99ZM107 203H108V202H107ZM126 203H128V202H126ZM198 203H199V202H198ZM215 203H216V202H215ZM249 203H251V202H249ZM11 204H12V203H11ZM18 204H20V202H19ZM35 204H36V203H35ZM37 204H38V203H37ZM43 204L45 205V203H43ZM43 204H42V207H43ZM48 204H50V203H48ZM53 204H55V203L53 202ZM66 204H65V205H66ZM85 204H86V201H85ZM112 204H113V203H112ZM124 204H125V203H124ZM132 204H133V203H132ZM132 204L128 203V205H132ZM147 204H148V203H147ZM158 204H159V203H158ZM161 204H162V203H161ZM199 204H200V203H199ZM203 204H204V203H203ZM220 204H221V202H220ZM220 204H219V205H220ZM8 205H9V204H8ZM33 205H34V203H33ZM51 205H52V204H51ZM55 205H56V204H55ZM58 205H59V204H58ZM62 205L64 206V204H61L60 207H62ZM67 205H69V204H67ZM93 205H94V204H93ZM104 205H106V204H104ZM116 205H117V204H116ZM119 205H120V204H119ZM134 205H135V204H134ZM144 205H145V204H144ZM149 205H150V204H149ZM200 205H201V204H200ZM204 205H205V204H204ZM216 205H217V204H216ZM223 205H224V204H223ZM4 206H5V205H4ZM4 206H2V207L4 208ZM16 206H17V205H16ZM16 206H15V207H16ZM19 206H20V205H19ZM22 206H23V205H22ZM47 206H48V205H47ZM49 206H50V205H49ZM49 206H48V207H49ZM76 206H78V202L76 203L75 207H76ZM101 206H103L102 203H101ZM114 206H115V205H114ZM124 206H125V205H124ZM132 206H133V205H132ZM140 206H141V205H140ZM151 206H152V205H151ZM197 206H198V205H197ZM221 206H222V205H221ZM224 206H225V205H224ZM249 206H250V205H249ZM11 207H13V206L11 205ZM36 207H37V206H36ZM42 207H41V208H42ZM44 207H45V206H44ZM79 207H80V206H79ZM81 207H82V206H81ZM81 207H80V209H81ZM85 207H87V206L85 205ZM116 207H117L116 209H118V212H115V211H114L115 209H114L113 207H112V209H114V210H113L114 213H117V215H118V213H119L118 205H117ZM120 207H121V206H120ZM126 207H127V205H126ZM138 207H139V206H138ZM156 207H157V206H156ZM158 207H159V206H158ZM212 207H213V205H212ZM222 207H223V206H222ZM3 208H2V210H3ZM13 208H14V207H13ZM16 208H17V207H16ZM87 208H88V207H87ZM99 208H100V207H99ZM121 208H123V206H122ZM121 208H120V209H121ZM124 208H125V207H124ZM128 208L130 209V206H128ZM128 208H127V209H128ZM145 208H146V207H145ZM161 208H162V207H161ZM195 208H196V207H195ZM198 208H199V206H198ZM249 208H250V207H249ZM56 209H57V208H56ZM58 209H60V208H58ZM68 209H69V208H68ZM109 209H110V207H109ZM147 209H148V208H147ZM150 209H151V208H150ZM154 209H155V208H154ZM201 209H202V208H201ZM29 210H30V209H29ZM34 210H35V209H33V211H34ZM42 210H43V209H42ZM64 210H65V209H64ZM69 210H70V209H69ZM92 210H94V209H92ZM125 210H126V209H125ZM125 210L122 209L121 211H123V213H124ZM131 210H133V209H131ZM134 210H135V207H134ZM143 210H144V209H143ZM160 210H161V209H160ZM209 210H211V209H209ZM0 211H1V210H0ZM3 211H4V210H3ZM9 211H11V210L8 209L7 212H9ZM31 211H32V209H31ZM33 211H32V212H33ZM36 211H37V210H36ZM39 211H40V209H39ZM39 211L36 212V215L39 213ZM106 211H107V210H106ZM109 211H110V210H109ZM121 211H120V213H121ZM128 211L130 212V210H127V212H128ZM153 211H154V210H153ZM156 211H157V210H156ZM198 211H199V209H198ZM1 212H2V211H1ZM13 212H14V211H13ZM77 212H78V211H77ZM80 212H81V211H80ZM97 212H98V210H97ZM111 212H112V210H111ZM111 212H110L109 214H111ZM129 212H128V213H129ZM133 212H134V211H133ZM137 212H138V211H137ZM140 212H141V211H140ZM148 212H149V210H148ZM159 212H160V211H159ZM189 212H190V211H189ZM189 212H187V213H189ZM212 212H213V211H212ZM4 213H5V212H4ZM27 213H28V211H27ZM27 213L25 212V214H27ZM33 213H34V212H33ZM123 213H122V214H123ZM125 213H126V212H125ZM125 213H124V214H125ZM128 213H127V214H128ZM149 213H150V212H149ZM11 214H12V213H11ZM13 214H15V212H14ZM17 214H18V213H17ZM28 214H29V213H28ZM44 214H45V213H44ZM70 214H71V212H70ZM133 214H134V213H133ZM141 214H142V213H141ZM165 214H166V213H165ZM173 214H174V213H173ZM211 214H212V213H211ZM223 214H224V213H223ZM225 214H226V213H225ZM229 214H230V213H229ZM233 214H234V213H233ZM21 215H22V214H21ZM23 215H24V214H23ZM60 215H62V214H60ZM71 215L74 216V214H71ZM76 215H77V214H76ZM115 215H116V214H115ZM125 215H126V214H125ZM125 215H122V216H125ZM145 215H146V214H145ZM153 215H154V214H153ZM180 215H181V214H180ZM193 215H194V214H193ZM201 215H202V214H201ZM219 215H221V214H219ZM15 216H16V215H15ZM15 216H14L13 219H16ZM26 216H27V215H26ZM41 216H42V215H41ZM80 216L82 217L83 215H80ZM96 216H97V214H96ZM99 216H100V215H99ZM104 216H105V215H104ZM104 216H103V217H104ZM112 216H113V215H112ZM140 216H141V215H140ZM164 216H165V215H164ZM168 216H169V215H168ZM170 216H171V215H170ZM185 216H186V215H185ZM196 216H197V215H195V217H196ZM203 216H204V215H203ZM228 216H229V215H228ZM228 216H227V217H228ZM19 217H20V216H19ZM24 217H25V216H24ZM33 217H34V215H33ZM39 217H40V216H39ZM60 217H61V216H60ZM68 217H69V216H68ZM68 217H66V218H68ZM76 217H78V216H76ZM81 217H80V218H81ZM108 217H109V216H108ZM114 217H115V216H114ZM116 217H118V216H116ZM119 217H121V216H119ZM143 217H144V216H143ZM200 217H201V216H200ZM214 217H215V216H214ZM220 217H221V216H220ZM232 217H234V216H232ZM22 218H23V217H22ZM41 218H42V217H41ZM41 218H40V219H41ZM44 218H45V217H44ZM61 218H62V217H61ZM61 218H60V219H61ZM73 218H74V217H73ZM82 218H84V217H82ZM124 218H125V217H124ZM126 218H127V217H126ZM145 218H146V217H145ZM147 218H148V217H147ZM155 218H156V217H155ZM168 218H169V217H168ZM172 218H173V217H172ZM179 218H180V217H179ZM179 218H178V219H179ZM4 219H5V218H4ZM9 219H10V218H9ZM11 219H12V218H11ZM13 219H12V220H13ZM29 219L31 220L32 218H28V220H29ZM53 219H54V218H53ZM64 219H65V218H64ZM74 219H75V218H74ZM78 219H79V218H78ZM84 219H86V216H85ZM84 219H83V220H84ZM100 219H101V218H100ZM103 219H104V218H103ZM107 219H108V218H107ZM113 219H114V218H113ZM119 219H120V218H119ZM121 219H122V218H121ZM131 219H132V218H131ZM135 219H136V217H135ZM137 219H138V218H137ZM140 219H141V218H140ZM157 219H158V218H157ZM157 219H156V220H157ZM197 219H198V218H197ZM228 219H229V218H228ZM24 220H25V219L23 218V221H24ZM50 220H51V219H50ZM50 220H49V222H50V223L53 225V227L55 228V225H56V224L52 223V222H51L52 220H51V221H50ZM68 220H71V219H68ZM91 220H92V219H91ZM96 220H97V219H95V221H96ZM101 220H102V219H101ZM115 220H116V219H114V221H115ZM123 220H125V219H123ZM123 220H122V222H123ZM128 220H129V218H128ZM149 220H150V219H149ZM204 220H205V219H204ZM217 220H218V219H217ZM34 221H38V219L35 220V218H34ZM34 221H33V222H34ZM42 221H44V220H42ZM45 221H48V220L46 219ZM54 221H55V220H54ZM60 221H61V220H60ZM60 221H59V222H60ZM72 221H73V220H72ZM109 221H110V220H109ZM112 221H113V220H112ZM141 221H143V219H142ZM6 222H7V221H6ZM26 222L29 223L28 221H26ZM26 222H25V224H26ZM59 222L57 221V223H59ZM61 222H62V221H61ZM74 222H75V220H74ZM74 222H72V223H74ZM79 222H81V221H79ZM87 222H90V221H87ZM87 222H86V223H87ZM101 222H102V221H101ZM122 222H121V220H120V223H122ZM128 222H129L128 224H130V221H128ZM132 222H133V221H132ZM135 222H136V221H135ZM138 222H139V220H138ZM169 222H170V221H169ZM179 222H180V221H179ZM182 222H183V221H182ZM182 222H181V223H182ZM22 223H23V222H22ZM39 223H40V222H39ZM42 223H43V222H41L40 224H42ZM55 223H56V222H55ZM63 223H64V222H63ZM65 223H67L66 220H65ZM65 223H64V224H65ZM70 223H71V222H70ZM110 223H111V222H110ZM118 223H119V222H118ZM120 223H119V224H120ZM124 223H125V221H124ZM176 223H177V222H176ZM35 224H36V223H35ZM48 224H49V223H48ZM78 224H79V223H78ZM81 224H82V223H81ZM81 224H80V225H81ZM112 224H116V223H112ZM128 224H127V226H128ZM138 224L140 225V223H138ZM141 224H143V223H141ZM144 224H145V223H144ZM146 224H147V223H146ZM152 224H153V223H152ZM165 224H166V223H165ZM183 224H184V223H183ZM0 225H2V224H0ZM37 225H38V224H37ZM43 225H44V224H43ZM45 225H47V224L45 223ZM49 225H50V224H49ZM57 225H58V224H57ZM60 225H61V227H62V226H65V225H62V224H60ZM60 225H59V227H60ZM67 225H68V223H67ZM76 225H77V224H76ZM116 225H117V224H116ZM122 225H123V223H122ZM122 225H121V227H122ZM132 225H133V224H132ZM251 225H252V224H251ZM251 225H250V226H251ZM31 226H32V225H31ZM31 226H30V228L34 227L35 225L32 226V227H31ZM114 226H115V225H114ZM119 226H120V225H119ZM127 226H126V224H125L123 227L125 228V227H127ZM144 226H145V225H144ZM170 226H171V225H170ZM212 226H213V225H212ZM24 227H25V226H24ZM41 227H45V226H41ZM41 227H40V225H39V226L36 227V229L38 230V228H41ZM51 227H52V226H51ZM51 227L48 226V231H49V228H51ZM59 227H58V229H59ZM69 227H70V225H69ZM117 227H118V226H117ZM130 227H132V226H130ZM130 227H129V228H130ZM145 227H146V226H145ZM157 227H158V226H157ZM231 227H232V226H231ZM251 227H253V226H251ZM17 228H18V227H17ZM56 228H57V227H56ZM56 228H55V229H56ZM65 228H66V227H65ZM65 228H64V229H65ZM132 228H133V227H132ZM150 228H151V227H150ZM150 228H149V230H150ZM158 228H159V227H158ZM163 228H164V227H163ZM176 228H177V227H176ZM183 228H185V227H183ZM229 228H230V227H229ZM232 228H233V227H232ZM6 229H7V228H6ZM19 229H20V228H19ZM33 229L36 230L35 227H34ZM33 229H31V230L34 231ZM58 229L53 230L52 234L54 235V232L57 231ZM68 229H69V228H68ZM71 229H72V228H71ZM116 229H117V228H116ZM127 229H128V228H127ZM179 229H181V227H180ZM262 229H263V228H262ZM2 230H3V229H1V231H2ZM7 230H9V229H7ZM23 230H25V229H23ZM26 230H27V229H26ZM43 230H44V229H43ZM66 230H67V229H66ZM118 230H119V229H118ZM131 230H133V229H131ZM156 230H157V229H156ZM170 230H171V229H170ZM241 230H242V229H241ZM241 230H239V231H241ZM19 231H20V230H19ZM32 231H31V232H32ZM40 231H41V229H40ZM45 231H46V229H45ZM48 231H47V233H48ZM61 231H62V230H61ZM61 231H57V232H61ZM63 231H64V230H63ZM109 231H110V230H109ZM120 231H121V229H120ZM122 231H123V230H122ZM124 231L126 232V230H124ZM128 231H129V230H128ZM134 231H135V230H134ZM151 231H152V230H151ZM242 231H243V230H242ZM5 232H6V231H5ZM31 232H30V233H31ZM50 232H51V231H50ZM66 232L68 233V231H66ZM125 232H124V233H125ZM129 232H130V231H129ZM138 232H139V231H138ZM159 232H160V231H159ZM8 233H10V232H8ZM12 233H13V232H12ZM22 233H23V232H22ZM32 233H34V232H32ZM39 233H40V232H39ZM39 233H37V234H39ZM47 233H46V232H45V233L41 232V234H45V236H46ZM63 233H64V232H63ZM63 233H62V234H63ZM120 233H121V232H120ZM262 233H263V232H262ZM0 234H1V233H0ZM6 234H7V233H6ZM41 234H40V235H41ZM49 234H51V233H49ZM49 234H47V235H48L47 238L49 237ZM55 234H56V233H55ZM62 234H61V235H62ZM70 234H71V233H70ZM122 234H123V233H122ZM125 234H128V233L126 232ZM129 234H130V233H129ZM131 234H132V233H131ZM7 235H8V234H7ZM34 235H35V234H34ZM61 235L59 234V236H58V234H57V236H58V240L60 239V236H61ZM66 235H67V234H66ZM66 235L62 236V240H63V237L65 238ZM68 235H69V234H68ZM68 235H67V236H68ZM118 235H119V234H118ZM150 235H151V234H150ZM258 235H259V234H258ZM1 236H2V235H1ZM4 236H5V235H4ZM41 236H42V235H41ZM57 236H56V237H57ZM73 236H74V235H73ZM122 236H123V235H122ZM128 236H130V235H128ZM131 236H133V235H131ZM131 236H130V237H131ZM37 237H38V235H37ZM50 237H51V239H52L53 236L51 235ZM69 237H70V235H69ZM126 237H127V236H126ZM136 237H137V236H136ZM138 237H139V236H138ZM258 237H259V236H258ZM41 238H44V237H41ZM70 238H71V237H70ZM119 238H120V237H119ZM119 238H118V239H119ZM128 238H129V237H128ZM131 238H132V237H131ZM140 238H141V237H140ZM32 239H33V237H32ZM132 239H133V238H132ZM141 239H142V238H141ZM10 240H11V239H10ZM36 240L38 241L37 238H36ZM0 241H2L1 238H0ZM8 241H9V240H8ZM14 241H15V240H14ZM16 241H18V240H16ZM24 241H25V240H22V242H24ZM33 241H35V240H33ZM60 241H61V240H60ZM64 241H65V240H64ZM132 241H133V240H132ZM146 241H147V240H146ZM245 241H247V240H245ZM2 242H3V241H2ZM6 242H7V241H6ZM25 242H26V241H25ZM28 242L30 243V239H29ZM43 242H46V240H45V241L43 240ZM48 242H49V241H48ZM57 242H58V241H57ZM11 243H13V242H11ZM14 243H16V242H14ZM17 243H18V242H17ZM20 243H21V242H20ZM20 243H18V244H20ZM49 243H50V242H49ZM72 243H73V242H72ZM72 243H70V244H72ZM246 243H247V242H246ZM1 244H2V243H1ZM8 244H10V243H8ZM24 244H26V243H24ZM46 244H47V243H46ZM46 244H45V247L48 249V246H46ZM52 244H54V247H55L56 241H55V242H52ZM62 244H63V243H62ZM75 244H76V243H75ZM239 244H241V243H239ZM239 244H238V246H239ZM3 245H4V244H3ZM14 245H15V244H14ZM20 245H23V244H20ZM20 245H19V246H20ZM26 245H27V244H26ZM29 245H31V244H29ZM35 245H36V243H35ZM49 245H51V244H49ZM68 245H69V244H68ZM149 245H150V244H149ZM245 245H246V244H245ZM0 246H1V245H0ZM8 246H9V245H8ZM27 246H28V245H27ZM31 246H32V245H31ZM39 246L42 247L43 245L40 244ZM57 246H58V245H57ZM57 246H56V247H57ZM60 246H61V245H60ZM60 246H59V248H60ZM73 246H74V244H73ZM103 246H104V245H103ZM14 247H15V246H14ZM14 247H13V248H14ZM24 247H25V246H24ZM28 247H29V246H28ZM37 247H38V244H37ZM37 247H36V248H37ZM51 247H52V246H51ZM78 247H79V246H78ZM259 247H260V246H259ZM263 247H264V246H263ZM7 248H9V247H7ZM30 248H31V247H30ZM42 248H43V247H42ZM49 248H50V247H49ZM0 249H1V248H0ZM4 249H6V248H4ZM9 249H10V248H9ZM17 249H19V248H17ZM17 249H16V250H17ZM138 249H139V248H138ZM13 250H14V249H13ZM13 250H12V251H13ZM31 250H32V249H31ZM37 250H38V249H37ZM70 250H71V249H70ZM74 250H75V249H74ZM74 250H73V251H74ZM76 250H77V249H76ZM1 251H2V249H1ZM1 251H0V252H1ZM12 251H11V252H12ZM21 251H22V250H21ZM39 251H40V249H39ZM58 251H59V250H58ZM73 251H72V252H73ZM124 251H125V250H124ZM6 252L8 253V250H7ZM6 252H5V253H6ZM9 252H10V250H9ZM13 252H14V251H13ZM13 252H12V253H13ZM16 252H17V251H16ZM33 252H34V251H33ZM37 252H38V251H37ZM45 252H46V251H45ZM76 252H77V251H76ZM79 252H80V251H79ZM5 253H4V254H5ZM12 253H11V254H12ZM28 253H29V252H28ZM38 253H39V252H38ZM82 253H84V252H82ZM0 254H2V253H0ZM8 254H9V253H8ZM11 254H9V255H11ZM13 254H14V253H13ZM31 254H32V253H31ZM226 254H227V253H226ZM263 254H264V253H263ZM26 255H27V254H26ZM26 255H25V256H26ZM28 255H30V254H28ZM33 255H34V254H33ZM70 255H71V253H70ZM110 255H111V254H109V256H110ZM3 256H8V255L5 254V255H3ZM13 256H14V255H13ZM21 256H22V255H21ZM66 256H67V255H66ZM84 256H85V255H84ZM100 256H101V255H100ZM0 257H1V256H0ZM10 257H11V256H10ZM18 257H19V256H18ZM23 257H24V256H23ZM26 257H27V256H26ZM30 257H31V256H30ZM77 257H78V256H77ZM77 257H76V258H77ZM114 257H115V256H114ZM262 257H263V256H262ZM1 258H2V257H1ZM1 258H0V261L2 260ZM8 258H9V257H8ZM16 258H17V257H16ZM16 258H15V259H16ZM74 258H75V257H74ZM76 258H75V259H76ZM3 259H4V258H3ZM21 259H22V258H20V260H21ZM23 259H24V258H23ZM29 259H30V258L28 257V260H29ZM67 259H68V258H67ZM70 259H71V258H70ZM70 259H69V260H70ZM97 259H98V257H97ZM103 259H104V258H103ZM108 259H109V257H108ZM201 259H202V258H201ZM17 260H18V259H17ZM32 260H33V259H32ZM100 260H101V259H100ZM161 260H162V259H161ZM204 260H205V259H204ZM7 261H8V260H7ZM10 261H11V260L9 259V263H10ZM22 261H23V260H22ZM25 261H27V260H25ZM29 261H31V260H29ZM36 261H37V260H36ZM76 261H77V260H76ZM5 262H6V260L4 259V264H5ZM17 262H19V261H17ZM23 262H24V261H23ZM31 262H32V261H31ZM31 262H30V263H31ZM37 262H38V261H37ZM40 262H41V261H40ZM42 262H43V261H42ZM67 262H69V261H67ZM70 262H71V261H70ZM2 263H3V262H2ZM12 263H13V262H12ZM35 263H36V262H35ZM60 263H61V262H60ZM90 263H91V262H90ZM95 263H96V262H95ZM101 263H102V262H101ZM250 263H251V262H250ZM7 264H8V263H7ZM16 264H17V263H16ZM21 264H22V263H21ZM24 264H25V263H24ZM32 264H33V263H32ZM74 264H75V263H74ZM102 264H103V263H102ZM128 264H129V263H128Z\"/></svg>",
  "mask_w": 264,
  "mask_h": 264
}]
</instances>
